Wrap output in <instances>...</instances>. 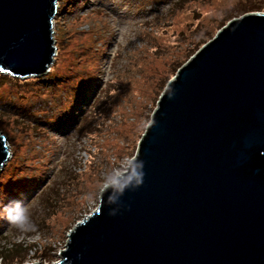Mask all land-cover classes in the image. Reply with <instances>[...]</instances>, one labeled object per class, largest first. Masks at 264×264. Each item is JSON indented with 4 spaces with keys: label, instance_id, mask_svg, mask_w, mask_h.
<instances>
[{
    "label": "water",
    "instance_id": "obj_1",
    "mask_svg": "<svg viewBox=\"0 0 264 264\" xmlns=\"http://www.w3.org/2000/svg\"><path fill=\"white\" fill-rule=\"evenodd\" d=\"M58 0H0V73L40 76ZM10 155L0 133V172ZM54 264H264V12L223 25L160 94L134 157ZM114 197L118 191L109 189Z\"/></svg>",
    "mask_w": 264,
    "mask_h": 264
},
{
    "label": "rangeland",
    "instance_id": "obj_2",
    "mask_svg": "<svg viewBox=\"0 0 264 264\" xmlns=\"http://www.w3.org/2000/svg\"><path fill=\"white\" fill-rule=\"evenodd\" d=\"M60 1L50 71L5 74L0 84V109L12 112L0 114L10 152L0 172V203L22 194L35 226L24 230L4 219L0 240L10 237L14 249L0 264L58 262L69 231L97 206L104 174L121 162L125 171L134 157L178 64L228 16L247 7L264 12V0H72L63 7ZM100 7L104 13L94 11ZM23 115L45 131L28 130ZM81 118L87 123L78 131Z\"/></svg>",
    "mask_w": 264,
    "mask_h": 264
},
{
    "label": "clouds",
    "instance_id": "obj_3",
    "mask_svg": "<svg viewBox=\"0 0 264 264\" xmlns=\"http://www.w3.org/2000/svg\"><path fill=\"white\" fill-rule=\"evenodd\" d=\"M128 159L127 157L125 158ZM138 172L137 175L140 177L138 181L133 183L129 181L128 184L121 185L119 177L123 174L121 168L125 167L123 162L119 165L118 169H114L111 174H104L101 180V187L98 195L103 199L105 192H108V202L113 205L111 209V215H116L119 208L116 207L117 202L123 196L125 190L133 187H138L143 182V162L137 161ZM109 189L118 191L119 197H114ZM0 218L7 220L10 224L20 227L24 230L34 229L35 226L31 223L29 209L23 198L22 194L19 197L11 198L7 203H0ZM41 264V263H40Z\"/></svg>",
    "mask_w": 264,
    "mask_h": 264
},
{
    "label": "trees",
    "instance_id": "obj_4",
    "mask_svg": "<svg viewBox=\"0 0 264 264\" xmlns=\"http://www.w3.org/2000/svg\"><path fill=\"white\" fill-rule=\"evenodd\" d=\"M72 0H61L60 2H61V5H62V7L67 3V2H71ZM83 4H86V3H83ZM246 6V5H245ZM58 7H59V9L57 10V12L59 13V12H62V8H61V6H59L58 5ZM249 10L248 11H244V12H242L241 14L240 13H238L237 15H230V16H228V18H226V19H224L225 21H223L224 23L220 26V27H222L226 22H228L229 20H231L232 18H234V17H239V15H242V14H245L246 12L248 13L249 11H255L256 9H252V8H249V7H247ZM94 11H96L97 13H104V11H105V9H103L102 7H100V8H96V9H94ZM256 12H257V10H256ZM106 15V14H105ZM56 20V19H55ZM55 23H57V21H54ZM102 35H104V32H103V34ZM101 35V36H102ZM205 42H202L201 44H199V46H198V48H200V46L201 45H203ZM197 48V49H198ZM197 49L196 50H194L192 53H191V55L190 56H192L196 51H197ZM189 56V57H190ZM182 65V63H180V64H178V66L175 68V71L180 67ZM50 71V70H49ZM5 77L7 78L8 76L7 75H5V74H1L0 73V84H2L6 79H5ZM10 79V78H9ZM11 79H13V81H15V82H17L18 80L17 79H15V78H11ZM9 82V81H8ZM166 82L167 81H165V84L164 85H166ZM10 83V82H9ZM0 114L2 115V116H4V117H8V116H11L12 115V112L10 113V112H8V111H6V110H2V109H0ZM24 116V115H23ZM22 116V118L21 119H27L28 121L30 120V118L31 117H29V116H27V115H25L24 117ZM13 118H14V115H13ZM82 120H83V118H81L80 119V122H79V124H81V127H79V129H78V131L80 130V131H82L84 128H85V124L87 123H84V120H83V122H82ZM87 121V120H86ZM30 122V121H29ZM43 122V121H42ZM31 123V122H30ZM40 123V122H39ZM84 123V124H83ZM32 124L33 123H31L30 124V127H29V129L28 130H31L34 126H36V125H34V126H32ZM25 127V126H24ZM83 128V129H82ZM34 130H31V131H33L35 134H41V133H43L44 131H45V129H44V127L43 126H41L40 128L38 127L37 129H38V131H41V129H44V130H42L41 131V133H38V131L35 129V128H33ZM77 130H75V133L76 132H78ZM16 145L15 144H12V150H11V152L15 155V153H16ZM74 175H72V177H73ZM43 182V181H42ZM4 219L3 220H1L0 221V224H4ZM0 232H1V230H0ZM2 235V232L0 233V236ZM7 237V236H6ZM6 237H4L2 240H0V258H1V260L2 261H5L6 260V258L7 257H5L3 254L4 253H9V251L10 250H12V249H14V242H11L10 240H7V239H10V237L8 238H6ZM4 240V241H3ZM7 240V241H6ZM3 241V242H2ZM16 243H20V242H16ZM10 244V245H9ZM33 244V243H32ZM25 247H27L26 249L28 250V245L26 244L25 245ZM35 249H37V247L36 246H33ZM30 249V248H29ZM40 255H37V256H35V257H39V259H41L43 256V254H44V251H42V250H40Z\"/></svg>",
    "mask_w": 264,
    "mask_h": 264
},
{
    "label": "bare ground",
    "instance_id": "obj_5",
    "mask_svg": "<svg viewBox=\"0 0 264 264\" xmlns=\"http://www.w3.org/2000/svg\"><path fill=\"white\" fill-rule=\"evenodd\" d=\"M45 264H47V263H45Z\"/></svg>",
    "mask_w": 264,
    "mask_h": 264
}]
</instances>
